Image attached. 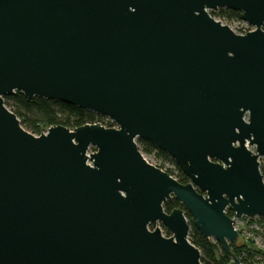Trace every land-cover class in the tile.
<instances>
[{"label":"water","instance_id":"obj_1","mask_svg":"<svg viewBox=\"0 0 264 264\" xmlns=\"http://www.w3.org/2000/svg\"><path fill=\"white\" fill-rule=\"evenodd\" d=\"M263 24L264 0H0V264H201L191 224L243 264L235 219L264 215ZM16 90L117 127L33 135L4 104Z\"/></svg>","mask_w":264,"mask_h":264},{"label":"trees","instance_id":"obj_2","mask_svg":"<svg viewBox=\"0 0 264 264\" xmlns=\"http://www.w3.org/2000/svg\"><path fill=\"white\" fill-rule=\"evenodd\" d=\"M210 14L213 17L218 15L227 20L237 19L240 21L239 11L226 7L211 11ZM262 29L264 30V24ZM3 100L4 104L18 117L22 127L30 133L40 134L44 128H48L52 125H62L68 128L96 122L105 126L115 125L108 119L105 122V116L93 111L60 100L47 99L39 96L28 98L19 90H16L13 94L3 96ZM136 143L138 149L143 154L153 155L154 158L159 161L156 166L174 176L178 182L184 184L189 181V178L182 172L174 159L165 151L143 138H137ZM165 162L170 163L176 170V173L173 169L164 167ZM261 172L264 174V165L262 166ZM163 208L166 212H170L174 208L185 209L175 197L167 199L163 203ZM226 213L229 216H232V213L229 210H227ZM185 214L189 219L188 213L186 212ZM249 221H251V218ZM257 221L260 224L264 235V215H259ZM165 232L167 235L170 234L167 229H165ZM188 239L200 250L201 264H228L230 262V255L221 247V245L211 238H204L192 224L189 230ZM230 246L233 253L239 257L243 264H260V262L254 261V254L259 252L257 250H252L246 241L240 244L236 242Z\"/></svg>","mask_w":264,"mask_h":264},{"label":"rangeland","instance_id":"obj_3","mask_svg":"<svg viewBox=\"0 0 264 264\" xmlns=\"http://www.w3.org/2000/svg\"><path fill=\"white\" fill-rule=\"evenodd\" d=\"M214 18L220 20L224 24H228L236 32H237L238 28L242 25V23L239 20H237V19L227 20L224 17L218 16V15H216ZM107 119L108 118L106 117V119H104V121L106 122ZM108 120H110V119H108ZM114 126L117 127L116 125H114ZM46 129L47 128H44L41 132H45ZM32 134L33 135H38L36 133H32ZM249 148L251 150H254V147H249ZM93 151H95V148L90 146L88 151H87V153H90V152H93ZM143 156L146 158L147 161H149L150 163H152L154 165H157L159 163V161L156 160L153 155H145V154H143ZM263 164H264V158L261 157L260 158V166H262ZM164 167H169V168L173 169V171L176 173V170L173 168V166L170 163H166L165 162ZM258 216L259 215L255 216L254 218L251 219V223L256 225L255 228L252 227L253 225L248 226V227H243L244 219H242V220L239 219L236 222V224L238 226V231L237 232H238V234H239V236L241 238V243L246 241V243L250 245L252 250H257L259 253L254 254V256H255L254 257V261H258V262H260V264H262V263H264V235L262 233V228H261L260 224L257 221ZM155 227H158L160 229L161 233L164 236H170L171 235L170 232H169L170 233L169 235L166 234V232H165L166 228L161 223L156 222ZM149 228L153 229V226H149ZM238 244H240V243H238Z\"/></svg>","mask_w":264,"mask_h":264},{"label":"built area","instance_id":"obj_4","mask_svg":"<svg viewBox=\"0 0 264 264\" xmlns=\"http://www.w3.org/2000/svg\"><path fill=\"white\" fill-rule=\"evenodd\" d=\"M240 22L242 23V25L238 28V30H237L238 33H245V32H247V31H250V30L253 29V27L250 26V25H248L246 22H244V21H242V20H240ZM234 31H235V30H234ZM235 32H236V31H235ZM232 217H234V214H233ZM239 219H241V220L244 219V221H243V227H248V226H251V225H253L252 227H254V228L256 227L255 224H253V223H251V221H249L250 218L243 216V217H241V218H236V219H235V228H236L237 231H238V226H237L236 222H237ZM246 229H247V228H246Z\"/></svg>","mask_w":264,"mask_h":264},{"label":"flooded vegetation","instance_id":"obj_5","mask_svg":"<svg viewBox=\"0 0 264 264\" xmlns=\"http://www.w3.org/2000/svg\"><path fill=\"white\" fill-rule=\"evenodd\" d=\"M260 158H261V157H259L258 160H259V169H260V172H261V170H262V166H263L264 164H263L262 166H260ZM262 158H264V157H262ZM261 173H262V172H261ZM262 175H263V177H264V174H263V173H262ZM227 210H229V211L232 213V216H233L234 212H233L229 207L226 208V211H227ZM232 216H230V217H232ZM253 218H254V217H253ZM251 219H252V218H251Z\"/></svg>","mask_w":264,"mask_h":264}]
</instances>
